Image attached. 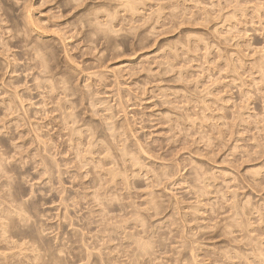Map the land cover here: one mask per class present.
Returning a JSON list of instances; mask_svg holds the SVG:
<instances>
[{"label": "rangeland", "instance_id": "obj_1", "mask_svg": "<svg viewBox=\"0 0 264 264\" xmlns=\"http://www.w3.org/2000/svg\"><path fill=\"white\" fill-rule=\"evenodd\" d=\"M198 2L205 11H198L193 0H186L180 6L171 0H145L135 13L122 12L120 23L126 21L129 30L119 41L118 54L113 56L111 45L94 49L97 55L103 53L107 57L108 68L123 73L116 96L111 95L117 84L111 73L104 91L118 118L116 127L128 129V147L145 165V170L133 169L138 175L129 178L113 172L114 184L107 183L109 173L105 169L115 167L123 171V168L119 162L114 165L111 156L104 152L97 155L95 150L98 175L83 181L75 173L45 175L27 154L12 159L16 151L13 147L16 117L8 121V127L0 132V150L11 161L5 165V179L0 180V264H120L128 257L123 234L131 231L124 227L129 201L135 200L143 207V201L150 194L160 191L149 183L152 177L146 171L161 163L157 156L166 158L175 154L181 163L186 156H191L200 167L225 174V184H230L236 176V166L241 174L260 166L261 162L249 160L244 154L256 140L255 124L244 121L264 112V97L252 90L255 85L264 91V84L255 73L252 80L245 73L241 86L237 87L233 81L240 78L230 72L227 58L233 54L239 58L244 48L240 42L246 38L234 31V24H225V13L219 9L213 11L208 0ZM80 11L73 0H0V14L15 37L5 38L7 47L20 58L18 50L23 39L16 32L26 17L40 24L48 23L52 16L59 17L49 25L54 31L34 34L59 39L57 31L67 34L76 31ZM208 16L215 18L209 20ZM210 29L219 34L212 41L216 47H201L198 40L206 39ZM260 43H264V37L254 34L252 45ZM68 45L73 50L72 59L79 60L84 51L82 42L71 37ZM177 45H183L187 51L179 63L172 65L175 71L171 74L191 83H178L169 88L167 80L154 74L159 62L172 61ZM244 51L246 55L247 48ZM93 59L83 56L85 63ZM5 63V57L0 56V64ZM18 70L14 64L8 66L6 84L24 83L23 78L14 75ZM53 137L59 139L55 133ZM181 171L184 177L188 176V172ZM175 183L188 181L177 177ZM114 185L138 193V197L125 195L124 191L117 196ZM245 193L248 198L252 197L250 189ZM14 222L25 236L10 234ZM159 231V226L154 229ZM132 259L134 264H153L151 257L137 255ZM155 261L159 264L160 257H155Z\"/></svg>", "mask_w": 264, "mask_h": 264}, {"label": "clouds", "instance_id": "obj_2", "mask_svg": "<svg viewBox=\"0 0 264 264\" xmlns=\"http://www.w3.org/2000/svg\"><path fill=\"white\" fill-rule=\"evenodd\" d=\"M185 2L171 0L177 6ZM193 2L198 11H205L198 0ZM73 3L81 10L76 31L70 34L57 31L59 39L34 35L54 31L49 25L59 17H50L46 24L25 18L16 32L23 39L18 50L20 58L7 47L5 38L15 37L0 14V56L7 61L0 64V132L5 131L13 116L16 117L13 122L16 151L12 159L27 154L37 170L49 176L75 173L83 181L88 176L98 175L100 169L93 151L97 155L104 152L111 156L114 165L119 162L123 168V171L115 167L105 169L109 173L107 183L114 184L111 173L131 178L138 175L133 172L134 168L145 170V165L128 147V129L116 127L118 118L104 91L111 73L117 81L111 95L116 96L123 73L108 68L107 57L103 53L97 55L94 49L111 45L113 56L118 54L119 41L129 30L126 21L120 23L122 12L135 13L145 0H73ZM208 6L225 13L224 23L234 24V31L246 38L240 42L244 48L239 58L236 54L227 58L230 72L240 78L233 82L239 87L245 73L249 80L254 79L252 73H255L264 84V43L252 45L254 34L264 37V0H223L222 3L208 0ZM214 18L208 16L209 20ZM218 35L210 29L207 38L198 43L201 47L215 48L212 41ZM71 37L82 42L84 51L79 60L72 59L73 50L68 45ZM177 48L172 61L159 62L154 74L167 80L169 88L178 83H191L171 74L175 71L172 65L179 63L187 51L183 45ZM83 56L94 59L85 63ZM10 64L19 69L14 75L23 78L24 83L18 86L5 83ZM252 90L255 95L264 97V91L256 89L255 85ZM86 117L95 119L90 121ZM244 122L256 126L255 144L248 145L244 154L247 159L261 164L243 174L236 166V176L230 184L224 183L225 174L200 167L191 156H186L182 163L176 160L175 154L156 157L161 163L146 171L152 177L149 183L160 191L150 194L143 201V207L135 200L129 201V216L124 227L131 231L123 234L128 257L120 264H134L132 258L137 255L151 257L153 264L157 256L159 264H264V112ZM54 133L59 139H54ZM10 162L0 150V180L5 179L4 168ZM181 169L188 172L187 177ZM83 173L87 175H81ZM177 177H183L188 183L177 185ZM246 189L251 190V198L246 196ZM114 190L117 196L124 191L125 195L138 197V193L115 188V185ZM158 226L160 231L154 232Z\"/></svg>", "mask_w": 264, "mask_h": 264}, {"label": "bare ground", "instance_id": "obj_3", "mask_svg": "<svg viewBox=\"0 0 264 264\" xmlns=\"http://www.w3.org/2000/svg\"><path fill=\"white\" fill-rule=\"evenodd\" d=\"M137 10V9H136ZM124 108V107H123ZM122 108V109H123ZM123 111V110H122ZM126 113V112H125ZM124 113V114H125ZM127 116V115H126ZM113 177H115V175H114V173H113ZM18 229H19V226L17 225V223H13L12 225H11V228H10V230H9V232H10V234L11 235H13V236H18V235H24L25 234V232L22 230H20V232L18 231ZM28 234V233H27ZM10 235V236H11ZM25 236V235H24ZM24 236H21V237H24Z\"/></svg>", "mask_w": 264, "mask_h": 264}]
</instances>
